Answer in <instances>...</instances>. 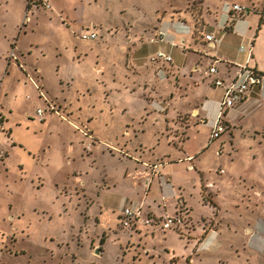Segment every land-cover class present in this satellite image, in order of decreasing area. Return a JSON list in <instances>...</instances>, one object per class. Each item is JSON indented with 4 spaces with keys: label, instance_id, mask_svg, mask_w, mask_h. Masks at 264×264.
<instances>
[{
    "label": "rangeland",
    "instance_id": "obj_1",
    "mask_svg": "<svg viewBox=\"0 0 264 264\" xmlns=\"http://www.w3.org/2000/svg\"><path fill=\"white\" fill-rule=\"evenodd\" d=\"M203 2L0 0V264H264V80L262 98L230 109L225 132L206 138L191 161L201 191L176 159L171 170L192 210L169 229L178 237L117 222L142 182L136 163L117 157L144 154L151 168L172 160L167 153L182 150L189 130L192 144L209 133L221 91L196 97L189 76L205 78V63L188 71L197 55L191 38L214 32L220 44L204 51L245 63V41L224 30L231 3ZM91 28L99 37L80 40ZM157 31L160 45L150 41ZM157 50L171 61L151 62ZM195 106L202 114L190 117ZM122 168L124 178L113 175ZM202 227L217 234L188 260L186 242Z\"/></svg>",
    "mask_w": 264,
    "mask_h": 264
},
{
    "label": "crops",
    "instance_id": "obj_2",
    "mask_svg": "<svg viewBox=\"0 0 264 264\" xmlns=\"http://www.w3.org/2000/svg\"><path fill=\"white\" fill-rule=\"evenodd\" d=\"M221 2H222V4L224 2L225 3L229 2L231 4L236 3V4H241V5L250 7V8L252 7V9L254 11L253 13H255V14H253L252 12H249L248 15L244 16L243 18H240V19L249 20L246 28H244L243 30L240 27L236 28L235 22H236V20H240V19H234L233 20L231 18L233 16L232 15L233 13L230 12V8L226 14L228 16V19L226 21L225 27H227L231 22H233L231 25L230 34L238 37L241 41H245V43H246L245 46L248 45L249 42L252 43L251 60L248 62V66L254 67V69L258 73L264 74V13H262L264 11V0H221ZM203 6H206V0H204ZM260 13H262L261 14L262 15V22L258 27L259 18L261 16ZM250 14H252V15H250ZM225 27H224V30H225ZM200 34L202 37L205 34H213L215 37L217 36L216 33H214V32H206V33L201 32ZM180 41H181V43H185V40H183L182 38ZM208 44L209 43H205L203 41V39L196 42L193 37L191 38L190 46L192 49L190 51L193 52L194 54H197V55H196V60L194 62H192L193 63L192 66L188 69L189 72L190 71H192V72L196 71L195 69L200 67V65L198 64L199 62L200 63L204 62L205 63L204 65L206 67L208 65L209 61H211L212 59H218L215 52L204 51V49L210 48L208 46ZM158 45H160V44H158ZM169 45L176 47V44L173 41H171V43ZM241 46H243V45H241ZM182 49H184V48H182ZM210 49H212V48H210ZM203 51H204V53H202ZM218 60H220V59H218ZM245 61H246V59H245ZM226 62H228L230 64L242 65L240 63H235V62L228 61V60ZM217 66H218L220 75L224 78H226L233 71L231 68L228 69V67H227V65H225V63H219ZM177 71L179 72L178 69H177ZM194 74L192 76H189V77H190V80L192 82L193 88H195V90H196V97L199 99V102H200V100L202 98H204V96H206L207 92L214 87H211L212 85H211V81L209 78L201 79L202 77L198 76V74H196L198 77H194V76H196ZM263 80H264V76L261 78V80L259 82V86L252 88L251 92L249 93L247 98L243 102L236 104V105L244 104L252 97H256V98L258 97V100L261 99L262 98L261 97V87H262L261 85H262ZM204 83L207 86L206 91L204 92V94H201V97H200V93H201L200 86L203 85ZM214 89L220 90L221 95H222L221 89H219V88H214ZM164 104H165V106L169 105L168 102H164ZM229 110L225 114V117H224L225 122H229L226 119V116H227ZM197 111L201 112V110L199 108H197L196 106L193 107L191 110V113H190V115H191L190 117H193V116L196 117L195 114L197 113ZM201 114H202V112H201ZM214 118H215V116L213 117V119L211 121L210 128L213 125ZM207 121L208 120L206 119V117L204 116V113H203L201 122H203V124L205 125L207 123ZM200 126L201 125L199 124L198 127H200ZM210 128H209V132H210ZM195 129L189 130V132H188L189 137L183 143L182 150H180V151L175 150L174 156H171L167 153V158L172 159V160H167V161L163 160L162 162H160L158 164H157V162H151V165H152L151 168L149 166L145 165V163H147V162H145V160H143L144 154H142V156H140V157L137 156L136 158L135 157H129V156H128L129 157L128 158L125 156V154L123 155V158L117 157L119 160H123V161L124 160H127V161L132 160L134 163H136V164H134L135 165L134 166L135 167L134 168L135 173L138 175V179L142 178L141 180H138V181H140V182L142 181L143 183L141 182V184H140L138 182L136 184V187L134 190L135 196L132 197V199L130 196L129 199H130V201L133 200V202L136 203L134 205L135 207L140 205L142 207L144 214L147 213L151 217L160 219L166 215H173L177 211V208L181 207L182 209H184V207L181 206V203H183V205H185L189 209V213H187V211H186V213H187L188 218H190L189 214L192 213V210L190 209V207H188L187 201H185L184 197L182 196V192L180 193L181 188L183 186H185V184L183 182L178 181V179L173 175L174 171L171 169L173 168L174 165L177 164L178 161H180V160H176V159H181V160L183 159L184 161H186L188 163L187 169L190 172H192V174L197 178L199 189H200V191L202 190V186H201L202 181L200 178L201 172H199V171L193 172L194 171V165L192 164L193 169H190L189 166L191 165V162H188L186 159H187V157H193V161H194L204 151V148L207 145V142H205V140H206V138L208 139L209 133H208V135H205L202 138H199V141L197 142V144H192L189 142V139L195 133H197L195 131ZM114 157H116V156H114ZM127 171H128V169L122 168V170L119 171V173H113V175L114 176L120 175L121 178H124L127 175ZM197 180H196V184H197ZM106 181L103 180V182H104L103 187L108 186L107 185L108 183ZM169 193H171V196ZM172 198L174 199L173 208H171L169 206L171 209L170 208L168 209V204H170V199H172ZM175 198H176V201H175ZM202 198H203V196H201V200L204 203L205 199L203 200ZM160 203L163 207H161ZM178 204L180 206H178ZM119 214L120 213L117 214V222H118ZM192 220H193V218H192ZM210 220H212V219H210ZM204 227H205V224H204ZM139 229H143V227H140ZM194 231H195V229L193 230V236H194L193 239H190V242H186V244H188V246L185 247L186 249H188V251H187V254H188L187 259L188 260H190L191 252L194 254L200 248V246H202L205 243L207 237H209L210 234H212L214 236L217 234L216 233L217 230H215L214 228H210L207 230V229L202 227L201 230L198 231L200 234H197V233L195 234ZM167 232H171L170 234L178 237L175 234V232H173V231L168 230ZM136 234H139V233H136Z\"/></svg>",
    "mask_w": 264,
    "mask_h": 264
},
{
    "label": "built area",
    "instance_id": "obj_3",
    "mask_svg": "<svg viewBox=\"0 0 264 264\" xmlns=\"http://www.w3.org/2000/svg\"><path fill=\"white\" fill-rule=\"evenodd\" d=\"M252 8L233 3L230 5V12L233 13L232 19H240L248 15ZM99 37L97 31L93 28L82 30L79 35V39L85 42H93ZM205 43H212L214 48L220 43V40L213 34H205L202 37ZM151 42L158 44L164 43V35L160 31H157L154 36L150 39ZM213 48V50H214ZM208 52V50L206 51ZM239 52L246 53V61L242 65L234 64L232 67V73L226 78L220 75L218 64L227 63L218 59H212L211 63L207 65L203 70L205 78H209L211 85L214 88L222 90V95L218 104V109L213 121V125L210 128L208 142H212L219 138L226 130L225 114L229 109H232L236 104L243 102L251 89L259 86V82L263 76L254 69V67L248 66V62L251 60L252 43L249 42L246 46H240ZM151 62H165L171 61V57L161 50H157L153 56L149 59ZM41 114V111H38ZM188 162L193 160V157H187ZM193 169V165L189 166ZM187 217L186 211L179 208L173 215H166L160 219L151 217L149 214H144L142 207L139 205L133 209L125 208L120 212L118 217V224L122 228H131L134 231L140 227L147 228L151 226L159 230H169L184 225V221Z\"/></svg>",
    "mask_w": 264,
    "mask_h": 264
},
{
    "label": "trees",
    "instance_id": "obj_4",
    "mask_svg": "<svg viewBox=\"0 0 264 264\" xmlns=\"http://www.w3.org/2000/svg\"><path fill=\"white\" fill-rule=\"evenodd\" d=\"M260 15H261V13H260ZM261 22H262V15H261L260 18H259L258 27H259V25L261 24ZM232 23H233V22H231L227 27H225V30H229V29H231V25H232ZM259 75H260V76H264L263 73H259ZM102 241H103V238H100V242H102Z\"/></svg>",
    "mask_w": 264,
    "mask_h": 264
},
{
    "label": "water",
    "instance_id": "obj_5",
    "mask_svg": "<svg viewBox=\"0 0 264 264\" xmlns=\"http://www.w3.org/2000/svg\"><path fill=\"white\" fill-rule=\"evenodd\" d=\"M208 46H209L210 48H214V45H213L212 43H209Z\"/></svg>",
    "mask_w": 264,
    "mask_h": 264
}]
</instances>
